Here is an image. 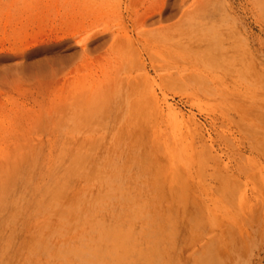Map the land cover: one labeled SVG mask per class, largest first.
<instances>
[{"label":"rangeland","instance_id":"rangeland-1","mask_svg":"<svg viewBox=\"0 0 264 264\" xmlns=\"http://www.w3.org/2000/svg\"><path fill=\"white\" fill-rule=\"evenodd\" d=\"M163 2L0 0V264H264L261 11Z\"/></svg>","mask_w":264,"mask_h":264},{"label":"bare ground","instance_id":"bare-ground-1","mask_svg":"<svg viewBox=\"0 0 264 264\" xmlns=\"http://www.w3.org/2000/svg\"><path fill=\"white\" fill-rule=\"evenodd\" d=\"M169 1L170 0H164V2L162 4L161 12L166 7L170 6ZM223 1L224 0H203V1L201 0L200 4L197 5L196 7L193 5L189 9H186V11L183 13L182 19L180 20V23L184 22V24H186L187 20H189V19L200 18L204 22L208 23V25H207L208 26L207 27V32L208 33L204 37L205 39H203V41L205 43L207 42L206 43V48H207V51H209L210 56H211V54L215 53V55H217L216 59L219 60V61H222L224 59L227 60V58L229 60V58L233 56L235 50L233 49L231 44H233V46H234V38L236 37V35L238 33V31H234L235 27H232L231 29L227 30V32L222 33V34L218 32L219 30H217L218 21L216 19V16L217 15L219 16L220 12H222ZM246 1H247V3H249L250 6L253 5V6H255V7L260 9V11H261L260 17L262 18V22L261 21L260 22H261L262 25H264V0H246ZM223 13L226 14V10L223 9ZM262 30L264 31V26H262ZM215 55L213 54V56H215ZM246 191L247 190L244 189L241 192V194H242L240 196L241 199H239L240 200V207H241V205L244 204V205H250V207L252 209V206H251V202L253 200L252 197H255V196L248 195V192H246ZM230 206H231V209L234 210V208H236L238 205H235V206L234 205H230ZM221 208H222L221 211H224L223 214L226 216L227 215V210H228V205L227 204H222ZM232 215L236 216L233 212H232ZM234 218L235 217H233L232 219H234ZM221 221L222 220L220 218V222ZM236 221H237V219H234V223H238ZM246 223H248V222H246ZM246 223L244 224L243 232H245ZM236 225H238V224H236Z\"/></svg>","mask_w":264,"mask_h":264}]
</instances>
